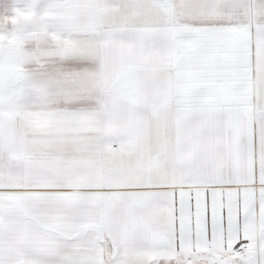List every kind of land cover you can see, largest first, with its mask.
Returning a JSON list of instances; mask_svg holds the SVG:
<instances>
[{
  "label": "snow or ice",
  "instance_id": "snow-or-ice-1",
  "mask_svg": "<svg viewBox=\"0 0 264 264\" xmlns=\"http://www.w3.org/2000/svg\"><path fill=\"white\" fill-rule=\"evenodd\" d=\"M10 12L0 264H264V0Z\"/></svg>",
  "mask_w": 264,
  "mask_h": 264
},
{
  "label": "crops",
  "instance_id": "crops-1",
  "mask_svg": "<svg viewBox=\"0 0 264 264\" xmlns=\"http://www.w3.org/2000/svg\"><path fill=\"white\" fill-rule=\"evenodd\" d=\"M25 0H0V16L10 15L12 7H23Z\"/></svg>",
  "mask_w": 264,
  "mask_h": 264
}]
</instances>
